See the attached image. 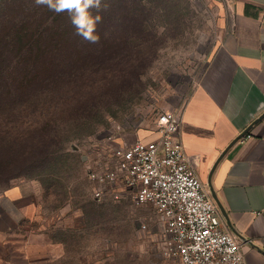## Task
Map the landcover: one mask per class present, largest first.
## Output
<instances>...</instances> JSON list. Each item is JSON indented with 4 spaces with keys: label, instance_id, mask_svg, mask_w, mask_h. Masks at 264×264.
I'll list each match as a JSON object with an SVG mask.
<instances>
[{
    "label": "rangeland",
    "instance_id": "obj_1",
    "mask_svg": "<svg viewBox=\"0 0 264 264\" xmlns=\"http://www.w3.org/2000/svg\"><path fill=\"white\" fill-rule=\"evenodd\" d=\"M106 2L87 59L102 71L66 96L53 83L0 86V264H164L154 208L97 201L88 170L153 139L161 112L183 109L228 17L213 0Z\"/></svg>",
    "mask_w": 264,
    "mask_h": 264
},
{
    "label": "crops",
    "instance_id": "obj_2",
    "mask_svg": "<svg viewBox=\"0 0 264 264\" xmlns=\"http://www.w3.org/2000/svg\"><path fill=\"white\" fill-rule=\"evenodd\" d=\"M213 1L227 26L182 109L180 136L242 264H264V0Z\"/></svg>",
    "mask_w": 264,
    "mask_h": 264
},
{
    "label": "built area",
    "instance_id": "obj_3",
    "mask_svg": "<svg viewBox=\"0 0 264 264\" xmlns=\"http://www.w3.org/2000/svg\"><path fill=\"white\" fill-rule=\"evenodd\" d=\"M182 117L183 110L161 112L153 139L116 148L111 162L90 167L94 198L151 205L164 224V264H242L240 240L223 228L218 205L184 150Z\"/></svg>",
    "mask_w": 264,
    "mask_h": 264
},
{
    "label": "trees",
    "instance_id": "obj_4",
    "mask_svg": "<svg viewBox=\"0 0 264 264\" xmlns=\"http://www.w3.org/2000/svg\"><path fill=\"white\" fill-rule=\"evenodd\" d=\"M101 28L99 25V43ZM89 46L74 35L66 14L57 15L34 0H0L1 87L10 79L21 85L32 81L35 86L53 83L61 94L69 95L75 79L91 70L98 73L104 69L100 62H87ZM34 95L32 90L30 97ZM63 100L60 103L67 106L69 103Z\"/></svg>",
    "mask_w": 264,
    "mask_h": 264
},
{
    "label": "clouds",
    "instance_id": "obj_5",
    "mask_svg": "<svg viewBox=\"0 0 264 264\" xmlns=\"http://www.w3.org/2000/svg\"><path fill=\"white\" fill-rule=\"evenodd\" d=\"M57 15L66 14L74 29V35L89 44H98L101 37L98 26L103 22V13L108 11L106 0H34Z\"/></svg>",
    "mask_w": 264,
    "mask_h": 264
}]
</instances>
